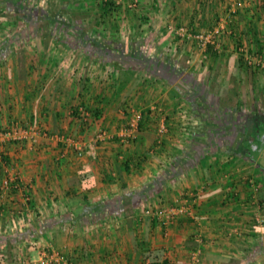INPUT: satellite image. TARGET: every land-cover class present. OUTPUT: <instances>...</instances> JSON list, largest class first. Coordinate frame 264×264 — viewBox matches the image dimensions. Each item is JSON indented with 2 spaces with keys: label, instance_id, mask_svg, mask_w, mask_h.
I'll use <instances>...</instances> for the list:
<instances>
[{
  "label": "crops",
  "instance_id": "0c3cea01",
  "mask_svg": "<svg viewBox=\"0 0 264 264\" xmlns=\"http://www.w3.org/2000/svg\"><path fill=\"white\" fill-rule=\"evenodd\" d=\"M26 7H118L120 33L39 35L26 31L36 24ZM230 7L0 0V131H30L0 141V264L52 253L65 264H264V0ZM181 28L218 34L201 49ZM143 56L160 68L169 60L179 76L138 66ZM131 110L142 119L129 136ZM100 132L98 157H77L70 142ZM6 178L20 189L4 188ZM178 207L190 214L170 219Z\"/></svg>",
  "mask_w": 264,
  "mask_h": 264
},
{
  "label": "rangeland",
  "instance_id": "374dc122",
  "mask_svg": "<svg viewBox=\"0 0 264 264\" xmlns=\"http://www.w3.org/2000/svg\"><path fill=\"white\" fill-rule=\"evenodd\" d=\"M117 10L118 9H116L115 7L110 8L108 11H104L105 14L102 16L100 7H38L37 9H34L33 7H26L24 12L25 17L27 16L28 18L33 19V24L36 22L34 27L26 25V31H38L37 33L39 35L50 34L58 36L61 34V36L69 35L70 37H90L101 35V37L106 36L110 39H113V37L119 36L120 33V28L116 29L115 27H112L118 26V24L114 23L115 21H119V13L116 14ZM45 15H48V17L53 19L52 21L56 22L59 25L53 26V24L49 23V20H46L45 18H40L41 16ZM96 21L99 23L102 22V26H104L105 29L102 28L103 30H100V28L95 27V30L93 26L95 25ZM104 23L108 24L105 25ZM36 29L38 30L36 31ZM123 31L124 30H122L121 35L123 34L124 36L125 33ZM179 39L180 36H178L177 40ZM121 45L122 48L126 49L128 44L125 43ZM139 51H141V53H143V55L145 56H147L148 53L155 52V50H153L152 48L150 49L149 47H147V45H143L142 48H139ZM123 62L126 63L127 61ZM175 74L177 75V77L179 76L177 72ZM187 79L189 80V78ZM189 89L190 88H188V90ZM191 93L193 94L194 92ZM255 164L259 165L260 162L255 160ZM261 166L263 165H259L257 167V170H261Z\"/></svg>",
  "mask_w": 264,
  "mask_h": 264
},
{
  "label": "built area",
  "instance_id": "2783aa9c",
  "mask_svg": "<svg viewBox=\"0 0 264 264\" xmlns=\"http://www.w3.org/2000/svg\"><path fill=\"white\" fill-rule=\"evenodd\" d=\"M246 0H232V7H230L229 12L235 13L236 9H240L245 6ZM182 34L183 36L187 37L188 39L191 38L197 42L198 47L201 49H205L209 44L213 43L214 36L218 34V31L208 32V33H191L185 28H181L178 30V34ZM249 61V60H248ZM250 65L256 66L258 64V60L255 61L250 60ZM130 118L127 122V130L128 135H132L135 133L138 129V125L142 119V114L138 111L131 110L130 111ZM30 134V131L19 128L16 125H12L8 130L6 131H0V141H13V142H20L25 137H27ZM104 133L100 132L97 134L96 138L92 140L89 143L83 144L79 142H70V147L72 148L73 152L77 157H81L83 155H87L91 159H96L98 156V145L104 141ZM248 183L252 186L254 185L253 180L249 179ZM4 188H9L11 190H18L20 189V184L15 179L6 178L4 179L2 183ZM170 219L172 217H176L179 214L183 215H189L190 212L187 211L185 207H178L175 208L173 211H169ZM258 223L261 224L262 220H258ZM55 261L57 263H64L67 261L63 255L60 253H52V255L49 257L48 261H41L40 264H49L50 262ZM31 264H38L37 262H32Z\"/></svg>",
  "mask_w": 264,
  "mask_h": 264
},
{
  "label": "trees",
  "instance_id": "16d2710c",
  "mask_svg": "<svg viewBox=\"0 0 264 264\" xmlns=\"http://www.w3.org/2000/svg\"><path fill=\"white\" fill-rule=\"evenodd\" d=\"M110 8H113V7H100V11H101V14H102V16L105 14L104 13V11L106 12V11H108ZM116 9L118 8V7H115ZM25 19L26 20H29V21H31L32 19L31 18H28L27 16L25 17ZM47 20V19H46ZM51 20H53V19H49V23H51V22H53V21H51ZM46 35V34H45ZM93 46L94 47H96V48H98V49H103V48H107V45L105 46V44L103 45V44H96V43H94L93 44ZM136 50V49H135ZM106 53V52H105ZM134 53H136V51H134ZM112 61V60H111ZM110 61V62H111ZM135 62H137L138 63V66H142V64H143V66H147L148 68H149V71H152V72H158V73H160L161 74V76L164 78L165 77V80L167 81V82H174V80L177 78V75L175 74L176 72H175V70H173V69H169L170 68V66H169V60H166V61H164V64L165 63H167L168 64V66H166V65H163L162 66V68H160V67H158V65H160V64H158V63H156L155 61H153V60H151V59H147L146 57H141L139 60H136ZM157 65V66H156ZM158 68H160V69H158ZM143 69H144V67H143ZM167 69V70H166ZM169 69V70H168ZM173 70V71H172ZM164 72H165V74H164ZM196 97H194V95L192 94H189L188 95V97H187V99H188V102L191 104V108H192V110L193 111H195V108L194 107H196V105L198 104L194 99H195ZM197 103V104H196ZM197 112H198V110H196ZM139 126V125H138ZM260 147V146H259ZM258 148V147H257ZM258 150V149H257ZM252 158H254V159H256L257 158V156H251ZM263 169V171H264V167L262 168ZM152 264H156V263H152Z\"/></svg>",
  "mask_w": 264,
  "mask_h": 264
}]
</instances>
